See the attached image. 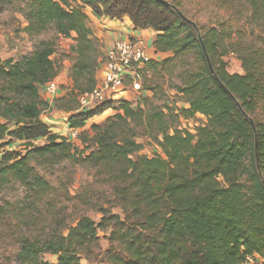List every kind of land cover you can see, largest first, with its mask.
Segmentation results:
<instances>
[{
  "label": "trees",
  "instance_id": "obj_1",
  "mask_svg": "<svg viewBox=\"0 0 264 264\" xmlns=\"http://www.w3.org/2000/svg\"><path fill=\"white\" fill-rule=\"evenodd\" d=\"M22 1L27 23L22 31L33 37L52 30L55 36L41 40L28 54L0 59V141L8 136L26 147L25 154L0 152V192L14 182L24 188L18 199L0 198V220L13 218L20 228L16 264H82L81 257L93 264L101 253L99 230L109 232L106 259L111 264H258L256 256L264 263V119L253 117L264 104V50L245 44L236 48L216 26L203 30L195 23L196 28L173 8L189 18L180 0ZM245 1L252 20L264 28V0ZM85 6L96 17H129L134 27L155 30L157 51L173 54L165 60L168 67L185 54L198 58V66L187 70L177 87L187 106L152 117L160 124L154 138L162 154L140 153L143 145L126 128L138 110L125 99L76 108L69 115L68 127L78 130L93 117L116 111L104 124L91 125L94 146L82 150L42 120L48 103L40 90L59 74L52 58L56 38L75 41V90L80 94L98 83L102 48ZM229 48L239 51L244 74L228 72L222 55ZM157 65L151 59L140 74ZM198 114L207 119L196 132L168 131L166 119ZM40 138L46 143L36 146ZM66 159L94 168V183L108 187L107 206L90 193L92 185L68 198L96 209L101 221L82 214L67 234L21 232L34 224L42 207L53 205L49 196L54 187L38 167ZM114 207H120L123 216L113 213ZM47 253L56 257L55 263L43 259Z\"/></svg>",
  "mask_w": 264,
  "mask_h": 264
},
{
  "label": "rangeland",
  "instance_id": "obj_2",
  "mask_svg": "<svg viewBox=\"0 0 264 264\" xmlns=\"http://www.w3.org/2000/svg\"><path fill=\"white\" fill-rule=\"evenodd\" d=\"M180 2L181 9L185 14L203 30L216 26L220 31L225 30L228 35L227 42L235 43L236 48H239V44L242 46L245 44L253 48L261 47L264 50V28L260 23L252 20V9L245 0H180ZM23 3L22 0H0V25L4 28L5 34H7L4 40L0 39V42L3 43V48L0 49V59L18 58L28 54L38 47L41 40L54 38L55 36L52 30L33 37L22 31L27 24L22 15ZM71 40L73 38H70L69 41L60 37L55 39V52L52 58L59 69V73H64L65 71L64 79L59 82L60 90L53 96L49 95V97L44 87L40 90V97L48 103V106L42 110L43 117L46 116L48 120L51 117L52 119H60V126H64L63 120H68L69 115L76 108L81 109L78 102L79 90H75L74 82L71 78V69L76 60V54L71 50V46L75 42ZM101 52L100 60H104L103 50ZM172 56L173 54L166 58L154 59L158 64L157 67L144 70L143 75H141V91H135L131 86H128L127 91L119 95V99L128 100L131 106L138 110L136 118L127 119L126 128L135 133L136 140L143 145L140 153L149 156L162 154V149L154 138L157 133V127L160 124L158 120H154L152 117L158 116L161 112L166 114L167 110L174 109L175 106L186 105L180 99L177 87L184 83L185 72L198 66V58L195 54H185L176 58L174 60L175 64L168 67L165 64V60ZM222 59L229 73H245L237 49L229 48L222 55ZM102 64L103 62L100 64L97 73L101 72ZM80 82L82 86L86 85L85 80ZM46 98L51 100V107ZM115 113V109L111 108L103 114L88 120L84 128L77 130L78 134L75 138L71 136L70 131H67L66 137L70 138L69 140H71L76 149L82 150V148L87 146H94L93 136L95 132L92 130L91 125L104 124L106 119ZM56 114L60 117L56 116ZM253 117L255 119H264V104H261ZM166 120H168V131L170 133L183 130L189 131L190 128L196 132L198 128L193 126V124V127L190 126L184 121L183 116L171 121L169 119ZM198 121V124H200L204 122V118L198 119ZM55 122L58 121H54L51 126H57ZM13 126V123H11L8 127L12 128ZM57 131L63 132L64 129H58ZM45 143L46 139L44 138L34 141L36 146ZM25 148L23 142L16 139L11 140L8 136L0 141V152L19 151L25 154ZM89 151L87 150V152ZM137 155L135 154L133 157L135 158ZM38 169L50 180L54 187L52 195L49 196L53 199V205L42 207L32 219L34 224L27 230L23 228L21 232L32 230L34 234L43 235L51 230H62L64 234H67L69 227L75 225L77 217L82 214L91 217L96 223L101 221L102 214L96 209L83 206L76 201H69L70 199H68L69 196L77 195L87 189L89 185H92L90 193L95 194L99 202H102L105 206L108 205L106 192H109V189L106 185L94 183L96 181L94 168L83 167L73 160L66 159L54 164L39 166ZM219 179L222 180V178ZM23 194V186L14 182L0 192V198L14 200L22 197ZM112 212L123 216L120 207L112 208ZM19 231L20 228L16 226V221L13 218L0 220V264H16L15 254L19 249ZM99 235L101 253L93 264H111L106 259V250L111 247L109 232L99 230ZM256 257L258 264H264L262 259H258V256ZM43 259L52 263L56 262V257L49 253L43 255ZM81 263L90 264L85 257H81ZM249 264H256V260H252Z\"/></svg>",
  "mask_w": 264,
  "mask_h": 264
},
{
  "label": "built area",
  "instance_id": "obj_3",
  "mask_svg": "<svg viewBox=\"0 0 264 264\" xmlns=\"http://www.w3.org/2000/svg\"><path fill=\"white\" fill-rule=\"evenodd\" d=\"M151 59L143 38L125 36L114 40L105 52L102 79L92 90L78 95L80 108L89 109L104 101L119 99V95L125 93L128 86H131L135 91H141L140 70ZM44 90L53 96L60 90V83L57 80L50 81L44 86ZM203 118L204 122L198 124V119ZM206 119L204 115L198 114L196 117L184 118V121L190 126L193 124V126L200 127L205 124ZM69 131L74 138L78 134L77 130L69 128ZM189 131L195 132L191 128Z\"/></svg>",
  "mask_w": 264,
  "mask_h": 264
},
{
  "label": "crops",
  "instance_id": "obj_4",
  "mask_svg": "<svg viewBox=\"0 0 264 264\" xmlns=\"http://www.w3.org/2000/svg\"><path fill=\"white\" fill-rule=\"evenodd\" d=\"M84 10L89 16V20H90L89 26L92 30V34L96 36L101 43V48L104 52L103 54H105L107 48L114 40L120 37H125V36H133V37L135 36V37H141L144 39V41H146L145 43L147 45V50L152 60L157 59V58L162 59V58H166L172 55L171 52L157 51L154 45L157 32L153 30L152 28H144V29L136 28L132 24L129 17H124L123 19H115V18L113 19L107 16L96 17L92 13L91 8L88 6H85ZM6 35L7 34H5L4 28L0 25V39L4 40L6 38ZM73 36H75V34H73ZM60 38L65 39L66 41L70 40V38H64V37H60ZM71 41L75 42L73 40ZM2 46H3V43L0 42V47H1L0 49L3 48ZM64 73L58 74V76L56 77V80L58 82L64 79V76H65ZM96 77L99 83V81L103 77V64L101 67V72H98L96 74ZM46 94L49 97V94L48 93ZM46 99L50 103V107H51L52 106L51 100L49 98H46ZM185 106H187V104ZM56 116H59V115L56 114ZM42 120L50 125L51 129L53 130V133L66 136L67 131H69L68 121L65 119L62 122L64 126H60L59 124L61 123L60 119H57V118L52 119L51 117L50 120H48L46 116L43 117L42 115ZM54 121H58V122H55L57 123V126L55 127L51 126L52 123L54 124ZM58 129H64V131L63 132L57 131Z\"/></svg>",
  "mask_w": 264,
  "mask_h": 264
},
{
  "label": "water",
  "instance_id": "obj_5",
  "mask_svg": "<svg viewBox=\"0 0 264 264\" xmlns=\"http://www.w3.org/2000/svg\"><path fill=\"white\" fill-rule=\"evenodd\" d=\"M164 2H166L167 4H170L169 2H167V1H164ZM171 5V4H170ZM173 6V8L184 18V20H186V21H189V22H192L193 23V25L197 28V26H196V24H195V22H193L192 20H190L189 18H187L183 13H182V11L179 9V8H177L176 6H174V5H172ZM203 44V43H202ZM204 46V45H203ZM210 64V63H209ZM210 67H211V70H213L212 69V65L210 64Z\"/></svg>",
  "mask_w": 264,
  "mask_h": 264
}]
</instances>
